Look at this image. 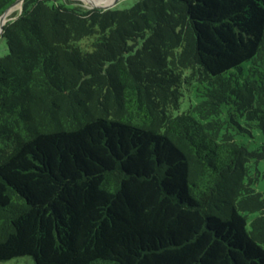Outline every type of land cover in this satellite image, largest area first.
<instances>
[{
    "label": "trees",
    "instance_id": "1",
    "mask_svg": "<svg viewBox=\"0 0 264 264\" xmlns=\"http://www.w3.org/2000/svg\"><path fill=\"white\" fill-rule=\"evenodd\" d=\"M1 36L0 262L264 264L233 133L264 135V0H24Z\"/></svg>",
    "mask_w": 264,
    "mask_h": 264
},
{
    "label": "rangeland",
    "instance_id": "2",
    "mask_svg": "<svg viewBox=\"0 0 264 264\" xmlns=\"http://www.w3.org/2000/svg\"><path fill=\"white\" fill-rule=\"evenodd\" d=\"M72 1H78L82 2L86 7H91L88 2L84 0H72ZM139 0H118L113 8L118 10H126L132 8ZM15 7H19L17 10H15L10 15H7V18H16L21 14L22 11V5H16ZM14 7V8H15ZM84 46V44H82ZM10 49L7 44V41L5 38H3L0 34V58L6 56L9 54ZM201 98L196 92V87L192 88L190 90H184V96L182 98L180 113L185 112L189 109L191 105H196ZM221 118H226L225 113L221 115ZM233 133L236 134V140L240 143L246 144L247 147L250 150H256L258 149L261 144L264 142V135L259 129H255L253 132V136L250 135H244L239 134L236 132V130L233 131ZM254 174H259V181L256 184V190L264 195V159L259 160L258 162L253 163L252 167ZM258 213H249L248 214V228L251 229L253 220L258 216ZM0 264H35L32 257L24 256V257H18L14 258L9 261L0 262Z\"/></svg>",
    "mask_w": 264,
    "mask_h": 264
},
{
    "label": "water",
    "instance_id": "3",
    "mask_svg": "<svg viewBox=\"0 0 264 264\" xmlns=\"http://www.w3.org/2000/svg\"><path fill=\"white\" fill-rule=\"evenodd\" d=\"M24 0H17L10 8H8L1 16H0V34L1 32L3 31V28L5 26V24L10 21V20H13L15 19L14 17L12 18H7V15L10 11H12L14 9V7L16 5H19L23 3ZM102 1L103 3L106 1V0H100ZM118 0H113L111 3L109 4H96L94 5L93 7H89V8H98V9H102V10H107V9H111L113 8V6L115 5V3L117 2Z\"/></svg>",
    "mask_w": 264,
    "mask_h": 264
},
{
    "label": "bare ground",
    "instance_id": "4",
    "mask_svg": "<svg viewBox=\"0 0 264 264\" xmlns=\"http://www.w3.org/2000/svg\"><path fill=\"white\" fill-rule=\"evenodd\" d=\"M84 1H86V2H88V4H90L91 5V7H93L94 5H96V4H102L103 2L102 1H100V0H84ZM113 0H106L103 4H109V3H111ZM19 7H15L12 11H10L9 13H8V15H10L11 13H13L15 10H17Z\"/></svg>",
    "mask_w": 264,
    "mask_h": 264
}]
</instances>
